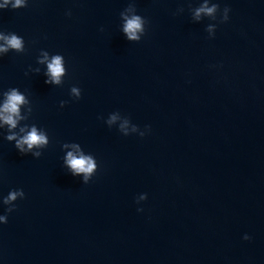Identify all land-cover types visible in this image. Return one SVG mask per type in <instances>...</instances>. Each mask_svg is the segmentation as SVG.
Listing matches in <instances>:
<instances>
[{"label":"water","instance_id":"1","mask_svg":"<svg viewBox=\"0 0 264 264\" xmlns=\"http://www.w3.org/2000/svg\"><path fill=\"white\" fill-rule=\"evenodd\" d=\"M203 2L0 9V33L26 47L0 58V91L26 92L29 122L50 137L34 158L0 135V214L3 196L25 192L0 224V264H264V0H209L220 6L215 19L196 20ZM226 6L230 19L219 24ZM128 8L149 21L140 42L121 32ZM210 23L219 25L212 39ZM42 51L64 55L62 85L25 75ZM110 113L120 116L112 128ZM124 119L129 136L118 131ZM65 142L96 157L89 183L63 167Z\"/></svg>","mask_w":264,"mask_h":264},{"label":"clouds","instance_id":"2","mask_svg":"<svg viewBox=\"0 0 264 264\" xmlns=\"http://www.w3.org/2000/svg\"><path fill=\"white\" fill-rule=\"evenodd\" d=\"M28 5V0H0V9H20ZM220 6L218 4H210L209 0H204L195 9L194 18L202 20L205 17L215 19L217 10ZM231 8L226 6L223 9V16L219 24L229 21ZM131 13V14H129ZM71 16V11L66 13ZM120 17L123 20L121 29L125 39L129 42H140L146 35L147 25L149 21L146 17L133 12L131 8L120 12ZM219 25L209 24L207 32L210 34V39L215 38L216 31ZM103 31V28H101ZM10 51L16 53H24L26 51L25 40L21 35L15 32L0 33V58H3ZM40 66H28L25 75L29 73L40 74L42 72L45 77L44 83L50 86H59L64 83V77L67 75L66 60L63 54H52L49 51H42V54L37 57ZM46 65V70L42 67ZM70 96L79 100L82 97V89L78 86H72L70 89ZM69 101L61 100L60 107L63 108ZM33 112L32 102L30 101L26 92L21 91L18 87H9L6 90L0 91V135L8 142H14V147L20 155L25 156L31 154L34 158H39L43 154L50 143V137L47 129L38 126L34 122H29ZM102 118V117H100ZM120 119L119 113H110L106 124L112 128L114 124ZM128 119H124L118 126V131L124 136H129ZM138 126L133 124L131 131L136 132ZM151 130L150 125H145L144 130L139 132L140 137H144ZM64 149L71 148L63 157V167L74 177H82L84 184L89 183L92 177L98 170V163L96 157L92 153H87L82 149L77 142L63 143ZM25 192L22 188L12 189L7 195L3 196L2 204L7 206L4 214H0V224L8 222V214L12 213L17 205L18 199H24ZM148 199V194L143 193L136 203L139 205L142 201ZM142 207H138L137 211L143 212ZM245 240H250L251 237L246 233L243 237Z\"/></svg>","mask_w":264,"mask_h":264}]
</instances>
